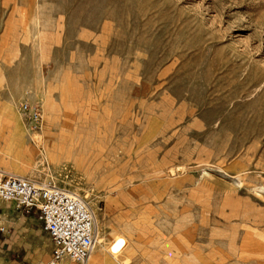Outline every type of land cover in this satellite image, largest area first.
<instances>
[{"label":"rangeland","instance_id":"374dc122","mask_svg":"<svg viewBox=\"0 0 264 264\" xmlns=\"http://www.w3.org/2000/svg\"><path fill=\"white\" fill-rule=\"evenodd\" d=\"M0 170L85 199L107 264H264V0H0ZM52 248L0 201V264Z\"/></svg>","mask_w":264,"mask_h":264},{"label":"built area","instance_id":"2783aa9c","mask_svg":"<svg viewBox=\"0 0 264 264\" xmlns=\"http://www.w3.org/2000/svg\"><path fill=\"white\" fill-rule=\"evenodd\" d=\"M24 110L31 111L28 105ZM30 118L38 122V110H33ZM0 201L40 222L53 244L49 264L65 260L87 264L96 245V219L81 197L55 185L0 170Z\"/></svg>","mask_w":264,"mask_h":264},{"label":"bare ground","instance_id":"6f19581e","mask_svg":"<svg viewBox=\"0 0 264 264\" xmlns=\"http://www.w3.org/2000/svg\"><path fill=\"white\" fill-rule=\"evenodd\" d=\"M62 189L63 190H66V191H68V192H70L72 194H75L74 192H71V191H69V190H67L65 188H62ZM75 195H78V194H75ZM83 200H85V199H83ZM88 205H89V203H88ZM103 238L104 237L103 236H100V233H99V236H97L95 248H94V250H93V252H92V254H91V256H90V258H89V260L87 262V264H107L108 263L109 257L107 255L106 256L105 255L104 256L102 255V251L106 249ZM114 259L117 260L116 257H114ZM65 262L66 261H64V263L61 262L60 264H69V263H65Z\"/></svg>","mask_w":264,"mask_h":264},{"label":"crops","instance_id":"0c3cea01","mask_svg":"<svg viewBox=\"0 0 264 264\" xmlns=\"http://www.w3.org/2000/svg\"><path fill=\"white\" fill-rule=\"evenodd\" d=\"M2 257V256H1Z\"/></svg>","mask_w":264,"mask_h":264}]
</instances>
